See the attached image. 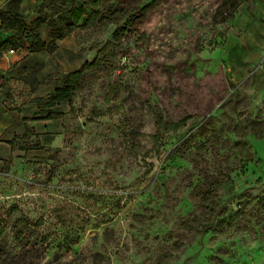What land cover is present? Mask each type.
I'll return each instance as SVG.
<instances>
[{"label":"rangeland","instance_id":"obj_1","mask_svg":"<svg viewBox=\"0 0 264 264\" xmlns=\"http://www.w3.org/2000/svg\"><path fill=\"white\" fill-rule=\"evenodd\" d=\"M55 1L18 3L28 23ZM168 1L87 4L52 50L1 45L0 264H264V0L219 23L217 0L170 21Z\"/></svg>","mask_w":264,"mask_h":264},{"label":"trees","instance_id":"obj_2","mask_svg":"<svg viewBox=\"0 0 264 264\" xmlns=\"http://www.w3.org/2000/svg\"><path fill=\"white\" fill-rule=\"evenodd\" d=\"M47 0H42V2ZM49 1V0H48ZM60 3L61 13L57 17L53 18L51 15L42 14L36 19L25 22L21 11L18 0H8L4 8H0V32H8L9 39L7 42L21 41L25 45L28 52H38L42 50H52L55 48V41L61 39L63 36L70 34L74 26L79 20L85 15L86 5L98 6L103 0H58ZM244 0H217L215 6L209 10L208 14L212 20V23L224 22L231 19L238 8V6ZM56 2L50 0V3ZM194 0H169L173 8L172 15H185L187 10L195 6ZM176 4H178L176 6ZM208 10V8H206ZM98 12L94 9L88 15L90 18H96ZM170 21V20H169ZM49 27L48 38L49 42L45 41L41 37V29L43 27ZM95 58L92 62H84L83 65L67 74L62 82V85L55 87L52 94L49 97L48 105L55 106L59 102L67 101L71 103L74 92L79 88V81L81 80L83 73L94 64H97ZM162 66V67H161ZM166 65L160 62L161 68H166ZM1 87V84H0ZM155 124L157 129L164 127L165 130H177L180 128L189 117H184L176 122L166 123L162 120L161 115L155 112ZM46 118H52V115L47 112ZM155 136V135H154ZM217 182L215 183V187ZM214 190L212 187L208 193Z\"/></svg>","mask_w":264,"mask_h":264},{"label":"crops","instance_id":"obj_3","mask_svg":"<svg viewBox=\"0 0 264 264\" xmlns=\"http://www.w3.org/2000/svg\"><path fill=\"white\" fill-rule=\"evenodd\" d=\"M8 0H0V8H4ZM8 35H11V33L8 32H0V51H1V45L3 43H7V40L9 39ZM12 36V35H11ZM10 40V39H9ZM0 53L4 54L5 50H2ZM10 55L0 57V70L6 69L8 67V57ZM5 101H3L2 98H0V134L3 133L7 126L8 121L6 118L7 115V109L4 106Z\"/></svg>","mask_w":264,"mask_h":264},{"label":"built area","instance_id":"obj_4","mask_svg":"<svg viewBox=\"0 0 264 264\" xmlns=\"http://www.w3.org/2000/svg\"><path fill=\"white\" fill-rule=\"evenodd\" d=\"M14 52V49L10 48L7 53H13Z\"/></svg>","mask_w":264,"mask_h":264}]
</instances>
